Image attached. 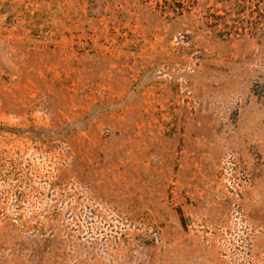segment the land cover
<instances>
[{
    "label": "rangeland",
    "instance_id": "374dc122",
    "mask_svg": "<svg viewBox=\"0 0 264 264\" xmlns=\"http://www.w3.org/2000/svg\"><path fill=\"white\" fill-rule=\"evenodd\" d=\"M0 264H264V0H0Z\"/></svg>",
    "mask_w": 264,
    "mask_h": 264
}]
</instances>
